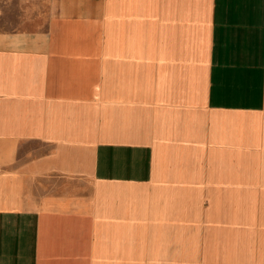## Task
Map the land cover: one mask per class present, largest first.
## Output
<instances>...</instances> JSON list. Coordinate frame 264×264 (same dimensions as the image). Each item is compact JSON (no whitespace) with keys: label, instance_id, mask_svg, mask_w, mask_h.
I'll list each match as a JSON object with an SVG mask.
<instances>
[{"label":"crops","instance_id":"obj_1","mask_svg":"<svg viewBox=\"0 0 264 264\" xmlns=\"http://www.w3.org/2000/svg\"><path fill=\"white\" fill-rule=\"evenodd\" d=\"M0 264H264V0H0Z\"/></svg>","mask_w":264,"mask_h":264}]
</instances>
